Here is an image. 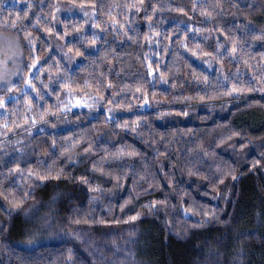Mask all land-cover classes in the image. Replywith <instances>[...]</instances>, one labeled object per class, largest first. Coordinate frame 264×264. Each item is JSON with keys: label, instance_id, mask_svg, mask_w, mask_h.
<instances>
[{"label": "trees", "instance_id": "trees-1", "mask_svg": "<svg viewBox=\"0 0 264 264\" xmlns=\"http://www.w3.org/2000/svg\"><path fill=\"white\" fill-rule=\"evenodd\" d=\"M94 2L104 5L102 10L97 11L95 19L105 28V31L102 32L99 29H93L91 22L86 26L87 35L91 36L93 32L99 34L97 47L86 50L87 55L94 60V63L80 57H74L70 62L65 56L67 52L65 42L76 43V38L80 34L74 33L73 36L67 37L65 40L56 39L57 35H62L65 23L76 21L82 23L86 19L80 9L68 11L67 8L70 6L67 4V0H0V24L3 25L0 27V31L13 37L16 33L23 35L21 25L24 30L30 31L31 38L36 42L37 54L41 56L42 66L47 68L49 64L54 66L57 62L60 64L59 69L53 67L49 70L52 73V79H56L57 72L64 74L67 70V76L73 78L75 86L82 88L85 80L92 83L91 89L77 92L78 96H95L99 81L103 80L104 87L101 95L106 99H113L115 102L125 105V109H127L128 102H132L131 110H116L112 113L117 120L122 122L129 121L131 123L141 116L155 117L157 108L154 106V100L157 98L204 96L205 99L196 101L181 99L180 103L163 104L159 110L170 112V116H165L160 120L150 119L151 128L140 121V127L137 129L140 135L117 128L116 132L120 133L119 136L108 130L115 127L114 125L108 124L103 119H98V117L102 118L108 114L103 101L99 110L93 114L97 117L75 129L74 140L83 135L84 140L90 141L94 145L91 158L85 168L91 169L95 162L96 166L103 170V173L88 172L93 183L98 184L101 188H109L117 184V177L120 178L118 195L113 199L115 206L113 216L105 220L103 224L94 226L89 223L83 227L119 229L121 223H117V221L127 220L130 216L140 213V218L137 221L124 223L123 227L141 226L147 233L141 237V244L155 264H168L170 259L174 264H183L188 245L182 244L178 237L185 234V228L192 233L193 243L201 240L208 241L209 250H211L215 241L221 236V231L215 230L219 226L216 225L214 214H218L220 220H227L228 231L225 234L230 239L242 233L256 231V213H264V155H261V150L255 146L264 144V140L260 139L264 137V107H260V105H264V94L255 90L245 91L225 96L223 99H220L219 94L231 89L233 83L240 88L252 87L256 89L259 87L258 80H253V72L258 69L260 55L264 53V41L252 40L250 35L245 34L243 27H237V25H244L245 21L243 18L233 16L232 12L235 11L233 5H239L241 9H248L251 5V8L255 10L261 7L260 0H255V3L253 0H146V6L151 4L157 6L155 12L151 7L147 8V15H151L153 18L152 33L149 32L144 11L136 12L133 9L132 12H129L124 7L125 4H130L133 0H94ZM29 4L32 7L28 10L27 18L16 21L17 27L12 28L9 21H15L17 15L23 16ZM57 4L61 5L60 12H57L54 7ZM194 5L196 11H192ZM177 6H182L187 14L181 15L176 10ZM201 7L210 15H202ZM109 11L116 19L115 27L109 19ZM53 15L56 17L55 20L52 19ZM262 22H264V15H258L252 18L250 27L255 25L258 29ZM195 27L201 28L203 31L193 33L192 29ZM45 28H52L55 35L49 36ZM155 31L160 33L159 37L154 36ZM125 32L128 34L127 36L124 35ZM221 32L224 35H221ZM185 34L189 35L190 47L199 44L204 50L215 52L217 43L224 45L220 56L224 65L222 73L217 72L220 65L215 61H213V67L209 69L180 47V41L183 40ZM145 35H149L152 39L151 47L144 40ZM128 36L133 39L129 40ZM225 36L235 37L240 41L238 47L243 51L239 52L235 59L227 56L225 50L231 47L232 40L225 39ZM157 41L159 46H157ZM27 47L25 42V50ZM249 52L251 55H248ZM145 57L148 59L145 60ZM206 59L212 58L207 57ZM245 60L252 66L251 68L244 64ZM149 61L153 63L154 68L157 63L159 65V71L156 72L155 77L146 74ZM85 64L88 65L87 69L81 71ZM188 65L198 72L206 74L211 85L206 86L201 81L192 79L189 75ZM170 67L171 70H169ZM176 68L180 69L179 73L175 71ZM160 72H164L168 77L167 82L160 81ZM48 75L49 72H45V77ZM224 76L228 77L227 81L224 80ZM109 82L114 85V88H106ZM16 83L18 84L19 80ZM173 84H182L183 87L174 88L171 86ZM137 87H141L142 92L148 95L151 106L142 105L141 93L135 92ZM27 91L31 94L30 89ZM153 93L156 94L154 97ZM32 99L34 104L40 105L41 109L45 107L44 102L37 101L34 94H32ZM45 100L48 105L56 103L53 96L45 95ZM137 100L140 102L136 103ZM187 105L194 107V113L187 117L177 116L176 113L188 110ZM221 105H224L223 111L220 110ZM210 106L216 109L214 115L209 111ZM8 107L9 112L0 110V122H11L13 119L20 121L21 112L25 111L24 105L21 103L13 109V100L9 98ZM79 111L87 112L88 109L72 110L73 113ZM210 115L212 119L206 122L198 118ZM55 120L53 119L52 122ZM99 124L107 125V129H101L100 133L90 136L87 129ZM217 125L224 126V132L231 128L246 137V139L236 137L234 141H230V143L236 144V152L246 153L243 157L246 162L243 164L236 163L239 157L233 156V149L229 148L227 152L223 148L215 150L218 157L228 160L237 169L232 174H225L223 184H219L218 181L212 183L216 176L211 178V182L207 177L210 160L201 165L195 159L197 151L206 138L213 143L215 142L213 138H219L221 129ZM44 126L38 125L34 128L33 139L40 134L39 129ZM71 129V125H61L54 131L58 136H67ZM0 132H3L2 128H0ZM8 139H13L11 133H8ZM249 140L252 143H248ZM241 144H248V146L241 150ZM88 146L89 143L81 141L75 151L84 152ZM203 146L207 147L206 144ZM122 147H126V151L135 149L137 155H110ZM185 157L188 158L187 161H185ZM0 158H2L0 159V171H6L7 168L15 166L18 158L24 159L20 152L11 150L6 156L0 151ZM80 159H84V157ZM253 160L262 161V163L253 168L251 163ZM181 161L195 169L203 168L202 175L205 178L181 175L178 170L179 167L184 166L183 163H180ZM28 162L34 164L35 157H32ZM51 162V159H46L45 165L47 166ZM25 166H27L25 163H21L22 168ZM134 170L139 175L146 174L149 183H153L152 177H155V182L159 183L161 191L151 195H142L139 199H132V202L124 206L121 211V206L125 205V201L134 195ZM78 171H83V169H78ZM170 173L175 177L171 181L166 179ZM139 175L135 179H139ZM233 175L236 176L235 180L232 179ZM52 182L55 183L58 180L53 179ZM177 185L178 187H176ZM173 187H176L179 195L173 193L166 196L165 193L172 192ZM213 188L215 191L212 190ZM84 190L88 191L87 188ZM139 190L142 192L143 188H139ZM149 192L151 193L152 190L149 189ZM151 201H165V203L152 211L142 207ZM3 203L4 201L0 200V205ZM190 205H194L197 212L195 215L185 217L183 209ZM81 206L83 207V205ZM201 206L205 212H208V216L201 215ZM100 208L101 205L96 206L98 212ZM104 216H107V212H102L97 219H102ZM201 220H207V228L195 227ZM32 227L31 221L17 220L8 234L0 237V245L8 246L11 251V258L0 253V264H17V258L20 264H54L64 250L63 243L55 238H49L45 233L36 245H26L22 237Z\"/></svg>", "mask_w": 264, "mask_h": 264}, {"label": "clouds", "instance_id": "clouds-1", "mask_svg": "<svg viewBox=\"0 0 264 264\" xmlns=\"http://www.w3.org/2000/svg\"><path fill=\"white\" fill-rule=\"evenodd\" d=\"M253 3H255V0H253ZM260 5L261 7L255 10L251 8V5L248 9H241L239 5H233L235 11L232 12V15L243 18L245 24H251L252 18L258 15H264V11L261 10L264 9V0H260ZM91 20L92 17L89 14L82 23L79 22L81 30H83ZM105 24H107V22H105ZM68 25L72 26L73 23H68ZM237 27H243V25H237ZM259 28H264V22L261 23ZM86 47H90V45ZM28 62L29 54L25 50L23 63L27 64ZM13 71H15V68H13ZM22 74L26 75V73ZM64 75H67V70ZM200 81L206 86L211 85L210 81L207 83L202 79ZM45 83L47 84L48 81L46 80ZM182 87L183 85L181 84L175 85L174 88L179 89ZM20 88L23 89L24 85L20 84ZM41 90L44 91L43 89ZM125 90L127 91L128 89ZM45 95L48 94L45 92ZM45 95L41 97L39 101H43L45 107H47L48 104L45 100ZM219 96L220 99H223L227 95L220 93ZM53 98L56 103L58 100L64 102L62 93ZM181 99L189 100L186 99V97H173L171 99L157 98L154 100V106L157 108L155 117L148 118L141 116L138 117L137 120H139V122L143 121L146 126L151 128V124L149 123L150 119L160 120L165 116L171 115L170 112L160 111L161 105L180 103ZM198 99V96H194L190 100L196 101ZM102 102L103 101L97 99L96 106L91 109L86 108L88 109L87 112L79 111L73 113L72 110L67 112L66 115H62L60 118L56 119L55 122L41 127L39 129L40 134H38L35 139L32 138L34 128L31 125L26 128L16 127V124L20 122L17 119H13L11 122H0V125H10L9 129H3V132H0V151H2L5 156L9 154L10 150L20 152L23 154L21 157L24 158L21 159L19 165L15 164V166L7 168L6 171H0V192L7 194L9 198H14L21 202L19 207H14L7 200L0 199L4 201L3 205H0V225L4 226L3 232H0V237L6 236L17 220L21 222L31 221L33 227L29 231H26L22 237L26 245H36L45 233L49 238H55L63 243L64 250L57 257L54 264H155L148 256L145 247L141 244V237L147 235V233L143 231L140 225H131L125 228L123 227L124 222L121 220V227L119 229L83 227V225L89 223L94 226L103 224L105 220L113 216L115 210L113 199L117 197L118 189L120 188L119 181L109 188H101L98 184H94L92 177L88 176V172H96L94 170L96 163L93 162V167L91 169L85 168V165L91 158L92 151L87 153L75 151L81 141L89 143L93 149L94 145H92L90 141L84 140L83 135L75 140L73 136L76 135L75 129L80 128L85 125L86 122L97 117L93 114L99 110ZM139 102V100L136 101V103ZM56 103L53 104V106H55ZM187 109L186 112L188 116H191L195 111L194 107L191 105H187ZM220 110H224V105H221ZM9 111L10 110H8V112ZM209 111L214 115L216 109L210 106ZM114 112L115 109L113 110V113ZM198 118L206 122L211 120L212 116ZM98 119L104 120V117H98ZM121 122L122 121L117 120L115 115H113L111 123L108 124H112L115 127L108 130L119 136L120 133H117L116 129L119 128ZM61 125L72 126L69 135H57L54 130ZM217 127L221 129L219 138H213L215 140L214 143L206 138L203 144H206L207 147H204L202 144L195 157L196 162L201 165L205 164L206 161H211V164L207 168V177L210 182L213 176H217L221 173L232 174L237 170L228 160L217 156L215 151L217 148H223L225 152H227L229 148L233 149V156L239 157L236 161L238 165L246 162L243 159L246 153L236 152V144L234 142L230 143V141H234L236 137H240V139H246V137L241 136V133L234 129L229 128L224 132V126L217 125ZM101 129H107V125H93L91 128L87 129V133L90 136L96 135L100 133ZM8 133L12 134L13 139H8ZM236 133L239 134L237 135ZM53 137L55 138V148L52 147ZM229 137H231V139H228ZM260 139L264 140V137ZM73 143L77 144V147L71 153H63V148ZM248 143H252V141L249 140ZM17 145H19V147H16ZM246 145L248 146V144ZM255 146L261 150V155H264V144H257ZM32 157H35L34 164L28 162ZM81 157H84V159H80ZM46 159H51L52 161L50 164H47V166L45 165ZM101 159H103V157H101ZM187 159L188 158L185 157V161H187ZM61 161L63 162L62 164L60 163ZM21 163H25L27 166L22 168ZM180 163L184 164L183 167H179L178 169L181 175L189 176V170L195 169L194 167H189L188 163L184 161ZM16 167L21 168L24 176H27L28 171L32 170L41 174L46 172L59 174L60 179L55 183L52 182L53 179L40 182L35 177L24 180L17 175L15 170ZM78 169H83V171H78ZM200 170L201 172L204 171L203 168ZM74 173H76V175H74ZM137 175L139 174L134 170V195L125 201V206L131 203L132 199H139L142 195H151L161 191L159 183L155 182V177H152L154 182L149 183L146 174L139 175V179H135ZM78 176L86 177L87 183H83L81 179L77 178ZM166 179L171 181L175 179V177L170 173ZM201 179H204L203 175ZM89 187H98L99 190H88L85 192L84 189H89ZM176 187H178V185ZM176 187H173L172 192L165 193V195L170 196L173 193L179 195V192L176 191ZM139 188H143V191L141 192ZM149 189L152 190L151 193ZM105 201H107V203H105ZM81 205H83V207ZM97 205H101L99 212L96 210ZM146 205L147 204L142 207L148 209ZM122 210L121 208V211ZM148 211L150 210L148 209ZM102 212H107V216H104L102 219H97ZM214 215L216 217V225L219 226V228L215 230L221 231V236L215 241L211 250H209L208 241L201 240L193 243L192 233H190V230L187 228L184 229L185 234L178 237V240L182 241V244L188 245L183 264H264V213H256V231L242 233L231 239L225 234L228 231L226 228L227 220H220L218 214ZM195 227L207 228L208 223L198 224L195 225ZM0 253L11 258V251L6 245H0ZM17 264H20L18 258ZM168 264H174V262L170 259Z\"/></svg>", "mask_w": 264, "mask_h": 264}, {"label": "snow or ice", "instance_id": "snow-or-ice-1", "mask_svg": "<svg viewBox=\"0 0 264 264\" xmlns=\"http://www.w3.org/2000/svg\"><path fill=\"white\" fill-rule=\"evenodd\" d=\"M67 4L70 6L67 8L68 11H74L76 9H80L82 11V14L85 18L89 16V14L92 17L91 20V27L93 29H99V31H105V28L102 27L101 23L98 22L95 17L97 15L98 10H102L104 5L102 3L94 2V0H67ZM32 5H28V8L26 9L23 16L17 15L15 18V21H9V25L12 28L17 27L16 21H22L27 18L28 10H30ZM56 8L57 12L61 11V5L57 4L54 6ZM125 8L128 9L129 12H132L133 9H135L136 12L144 11L146 13V19L148 21V27L149 32H153V23H152V16L147 15V8L151 7L153 9V12L157 10V6L155 4L147 5L146 6V0H133L130 4H125ZM172 10V9H169ZM178 12H180L181 15H186L187 13L184 11V8L182 6H177L176 9ZM264 11V9H261ZM192 11H196V6L194 5L192 8ZM201 14L208 16L210 13L205 12L203 10V7H201ZM108 16L110 21L112 22L113 27L116 26V19L114 16H112L111 11L108 12ZM52 19L55 20L56 17L53 15ZM38 21V18H37ZM0 27H3L2 24H0ZM21 30L23 31V35L21 36L19 33L14 34V38L11 39L8 42L7 49H0V110H3L4 112H8V100L11 98L13 100V109L17 108L21 103L25 107V111L21 112V120L19 123L16 124V127H28L31 125L33 128L37 127L38 125H46L53 121V119H58L62 115H66L67 112L71 111L73 108H88L91 109L96 106L97 99L100 101L105 102V107L107 110V115L104 116V120L107 123H111L113 119V110H124L125 105L115 102L113 99H106L105 96L101 95V91L104 87V81H99V86L96 88V95L95 96H87V95H76L77 92H83L86 89H91L93 87L92 83L85 80L83 83V87H77L75 86V82L71 76L64 75L62 73L57 72L56 73V79H52V73L49 71L53 67H56L59 69L60 64L57 62V64L51 65L49 64L47 68L43 67L41 64V56L37 54L36 49V42L31 38L32 33L30 31L24 30L23 26L21 25ZM243 30L245 31L246 35H250L252 40H260L264 41V28H256L255 25H252L250 27V24L243 25ZM45 31L48 33L49 36L55 35L54 30L52 28H45ZM203 29L195 27L192 29L193 33H200ZM80 34L78 38H76V43H67L65 42V46L67 47V52L65 53L66 58L68 61H73L74 57H80L85 60H89L90 63H94V60H92L87 55V49L89 48H95L97 47V43L99 40V34L98 32H93L91 36L87 35V29L86 27L81 30L79 26V21L73 22L72 26H69L68 23L64 24V31L62 35H57L56 39L58 40H65V38L73 36V34ZM125 36L128 34L125 32ZM160 33L158 31L154 32L155 37H159ZM221 35H224L223 32H221ZM129 40H132L133 38L131 36H128ZM170 39V37H169ZM194 39V37H193ZM225 39H231L232 44L231 47L227 50V56H231L233 59L236 58L237 54L241 51L238 47L240 41L237 40L235 37H229L225 36ZM144 40L149 44L151 47L152 45V39H150L149 35L144 36ZM27 43V52L29 54V62L27 64L23 63V55H24V43ZM90 45V47H86ZM157 46H159V42L157 41ZM180 47L183 48L186 52H189V54L200 60L201 63L205 64L207 68L211 69L213 67V61H215L216 64H219L220 67L217 68V72L223 71V63L220 59L221 56V50H224V45L221 43H217L216 45V51L210 52L204 50L199 44H195L190 47V38L189 35L185 34L183 37V40L180 41ZM167 51V48L165 49ZM248 55H251L249 52ZM207 57H211L212 59H206ZM106 58V57H105ZM148 58L145 57V60ZM11 61L12 67H8V62ZM259 67L258 69L254 70L253 72V80H258L259 87L256 89H253L252 87L248 88H240L235 83L232 84L231 89L226 90L224 92L227 96H232L233 94H240L245 91L251 92V91H259L262 94H264V53H261L259 58ZM244 64L251 68L252 66L248 63L247 60L244 61ZM88 65L85 64L82 66L81 71L87 69ZM174 67V66H173ZM190 68L189 75L194 80L200 81L201 79L207 83L209 81V77L204 74L203 72H198L195 68H191L190 65H188ZM13 68H15V71H13ZM171 70V67L170 69ZM159 71V65L157 63L156 67L154 68L152 62H148L147 68H146V74L148 76L155 77L156 72ZM175 71L179 73L180 69L176 68ZM45 72H49V75L45 77ZM22 73H26V75H23ZM16 78L19 79V83L17 84L15 82ZM160 81L167 82L168 77L165 75L164 72H160L159 76ZM219 79V77H217ZM48 81L46 84L45 81ZM224 80H228L227 76H224ZM20 84L24 85V88H20ZM39 85V86H38ZM172 87H175V84L171 85ZM106 88L111 89L114 88V85L109 82L106 85ZM28 89L31 90V94ZM43 89L44 91H42ZM45 92L49 96L56 97L60 93L63 94V101L60 102L57 101L56 105H48L47 107H44L43 109L40 108V105L34 104L32 99V94L35 95L36 100L39 101L41 97L45 95ZM135 92L141 93L140 100H142V105L145 106H151L150 99L148 95L144 94L142 92L141 87H137L135 89ZM115 95V93H114ZM152 96H155V93L152 94ZM21 97L23 98L21 100ZM186 99H192V97H186ZM200 100H204V96L199 97ZM91 101V102H90ZM114 104V107L112 105ZM127 110H131V103H129L127 106ZM260 107H264V105H260ZM31 114V115H30ZM176 115L180 116L183 115L185 117L188 116V113L186 111L176 113ZM140 127L139 120L129 122V121H123L119 124V129L121 131H131L135 132L137 135L140 133L137 131V129ZM0 128L2 129H9L10 125L3 124L0 125ZM237 135L239 133H236ZM228 139H231L229 137ZM52 147L55 148V138L53 137V143ZM77 147V144L73 143L72 145L66 146L63 148V153H71L75 148ZM241 150L247 147L246 144H241ZM92 148L89 145L87 148L84 149V152H91ZM107 152V149H105ZM23 154H21L22 156ZM112 156H135L137 155V152L135 149H132L131 151H126V147H122L118 149L115 153H110ZM21 162V159L18 158L17 165H19ZM252 167H258L261 165L262 161L253 160ZM17 175L21 177V179L27 180L29 178L35 177L40 182H45L49 179H60L59 174H52L51 172L46 173H38L34 172L32 170H29L27 173V176H24L22 170L20 167H16ZM94 170L96 172L103 173V170L99 166H95ZM188 175L191 176H197L202 177V172L199 168L196 169H190L188 172ZM204 177V175H203ZM205 178V177H204ZM83 183H87L86 177L80 178ZM117 181H119V177L116 178ZM225 179V174L221 173L215 177V180L212 181V183H215L218 181L219 184H223ZM232 179L235 180L236 176L233 175ZM89 191H98L99 188H93L89 187ZM215 191V188L212 189ZM0 199L7 200L9 203H11L14 207L20 206V201L9 198V196L3 192H0ZM165 201H151L149 202L146 207L152 211L154 209H158V206L163 205ZM125 205H122L121 208L123 209ZM197 212V208L194 205H190L189 207H185L183 209L184 216L187 217L189 215H195ZM201 215L208 216V212H205L201 206L200 209ZM140 218V213H137L134 216H130L127 220H124L123 222L128 223H134ZM207 220H201L198 222V224L206 223ZM117 223H120V221H117ZM4 226L0 225V232H3Z\"/></svg>", "mask_w": 264, "mask_h": 264}, {"label": "rangeland", "instance_id": "rangeland-1", "mask_svg": "<svg viewBox=\"0 0 264 264\" xmlns=\"http://www.w3.org/2000/svg\"><path fill=\"white\" fill-rule=\"evenodd\" d=\"M14 37L10 34L4 33L0 31V49H7L8 42L13 39ZM8 67L11 68V61L8 62ZM19 79L16 78L15 82H17ZM72 110H86L85 109H78V108H73Z\"/></svg>", "mask_w": 264, "mask_h": 264}]
</instances>
